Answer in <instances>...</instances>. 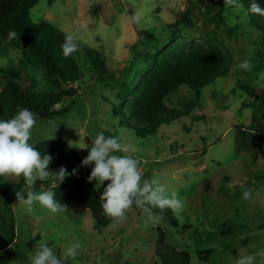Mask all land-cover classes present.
<instances>
[{
    "label": "rangeland",
    "instance_id": "rangeland-1",
    "mask_svg": "<svg viewBox=\"0 0 264 264\" xmlns=\"http://www.w3.org/2000/svg\"><path fill=\"white\" fill-rule=\"evenodd\" d=\"M203 1L204 5L194 7L189 26L184 21L177 25L189 7L188 0H39L31 12L33 23L47 21L78 36L84 75L68 114L49 120L36 116L30 143L60 137L68 144L71 141L84 159L89 150L76 147L90 144L99 132L118 136L141 162L143 177H158L169 192L178 193L185 207L175 226L163 219L148 224L134 206L124 223L100 229L90 211L76 200L68 202L63 213L52 214L38 203L28 212L16 201L15 192L25 187V182L18 186L22 176L5 177L7 184L0 187V264H29L38 241L54 248L58 257L79 242L77 256H65L64 264H162L156 254L160 231L167 234L170 244L191 254L190 264H236L247 255L255 257L254 264H264V145L255 142L250 130L254 99L242 88H264V59L257 57L258 32L249 25L242 7H225L222 2L208 12L205 5L214 0ZM136 12L143 14L140 25L129 19ZM175 30L181 36L173 39ZM144 31L155 38L144 40ZM206 33L215 36L229 54V73L202 89L189 115L167 120L155 134L141 138L132 128L121 127L112 112L119 92L116 83L147 70L146 54H154L155 48L160 52L175 42L188 46ZM87 48L104 55L112 79H98L84 59ZM21 58L19 50L10 48L0 55V64L20 67ZM244 59L251 61V71L236 68ZM26 74L34 79L31 91H54L41 68L27 65ZM3 83L0 75V90ZM24 84L31 81L25 79ZM193 97L192 90L181 86L169 95L167 104L182 110ZM70 102L67 98L55 108ZM260 105L264 110V103ZM92 167L94 164L83 166L82 179L101 195L110 181L99 188L96 181L89 182ZM38 184L37 192L51 190L55 175L37 179L35 186ZM242 188L251 190L250 200L242 199ZM8 198L10 206H6ZM12 240L8 247L2 246Z\"/></svg>",
    "mask_w": 264,
    "mask_h": 264
},
{
    "label": "trees",
    "instance_id": "trees-1",
    "mask_svg": "<svg viewBox=\"0 0 264 264\" xmlns=\"http://www.w3.org/2000/svg\"><path fill=\"white\" fill-rule=\"evenodd\" d=\"M190 2L189 7L182 13L180 21L192 26L193 9L196 5H204L203 0ZM224 0H214L210 5L206 4L208 12H214L217 5ZM243 5L242 13L247 17L248 23L258 32L257 46L260 60L264 59V16L248 11L251 3H257L264 9V0H238ZM39 3V0H0V55L4 56L10 48L19 50L22 54L21 66H2L0 75L4 83L0 90V119L12 118L19 108H27L41 120H49L55 116L66 115L74 106L75 96L78 93L83 71L79 63L81 53L74 52L65 57L61 45L66 33L54 24L41 21L33 23L31 12ZM221 22L224 20L220 17ZM174 27V26H170ZM14 30L17 37L7 41V33ZM144 40L154 39L149 31H144ZM181 36L180 30L172 32L171 38ZM153 53H147L145 64L147 70L135 72L131 79H122L116 83L119 87L117 102L113 103V116L118 119L121 127L132 128L136 135L145 138L155 134L160 125L167 120L178 119L189 115L191 105L200 100L204 87L213 84L219 77L226 76L230 70V56L221 42L213 35L206 33L196 37L188 46L180 42L159 52L156 48ZM84 59L93 68L100 81L112 79L109 73L104 55L93 49L87 48L83 53ZM31 65L42 69L46 81L54 91H31L34 79L27 74L23 75L25 67ZM31 81L25 85L24 80ZM139 79V82L136 80ZM78 87L74 88L73 85ZM68 85L69 88H65ZM181 86L188 87L194 92V100L186 103L182 110L170 107L168 97ZM246 93L254 99L252 123L250 130L255 137V142L264 145V110L260 103H264V88L254 89L249 85H242ZM71 102L62 109L55 107L65 99ZM259 103V105H257ZM243 136H248L245 130ZM250 135V134H249ZM41 155L48 154L53 157L48 171L57 172L61 166L67 169L69 175L63 182L55 176V186L51 188L55 192V198L62 204L76 200L88 209L98 228L109 226L112 221L104 215L101 207L100 194L92 183H86L82 179L81 155L60 137L54 139H42L33 143ZM73 169H78L76 175H71ZM7 184L5 177H0V187ZM24 184L23 176L18 186ZM36 185V189L40 188ZM12 200H6V206L12 205ZM154 212L160 213L156 208ZM128 214V213H127ZM163 221L170 225H177V216L165 209L162 213ZM166 233L160 231L156 246V254L162 264H190L191 254L179 249L168 242ZM12 241L4 242L2 246H9Z\"/></svg>",
    "mask_w": 264,
    "mask_h": 264
},
{
    "label": "clouds",
    "instance_id": "clouds-1",
    "mask_svg": "<svg viewBox=\"0 0 264 264\" xmlns=\"http://www.w3.org/2000/svg\"><path fill=\"white\" fill-rule=\"evenodd\" d=\"M225 7H243L238 0H224ZM253 14L264 16V9L257 3H251L248 8ZM143 14L134 13L129 19L136 25H140ZM17 37L14 30L7 33L6 42ZM78 36L66 34L61 45L63 55L68 57L78 50ZM252 63L244 59L236 65L242 71H251ZM37 126L35 114L27 108H19L17 113L8 120L0 119V177L23 176L25 187L22 191H16V201L24 206L28 212H33L34 205L38 203L42 208L52 214L63 213L67 206L55 198L52 190H35L37 179L44 181L55 175L59 183L69 175L63 166L57 172H49L48 168L53 159L51 155H41L40 151L30 143L33 130ZM49 137L48 140L53 139ZM71 146V141L69 142ZM78 149H88V155L81 161V166L94 164L88 181H96V187L110 181L100 196L101 207L104 215L112 221L110 227H116L124 223L127 213L136 208L140 209L146 217V223L158 224L161 222L163 210L170 209L177 217L184 210V201L173 190L169 192L167 187L160 183L158 177L145 179L140 170V161L130 152L129 146L120 142L118 136L106 137L99 132L91 140L90 144H84ZM119 153V154H117ZM78 169H73L71 175H76ZM250 189L242 188V199L250 200ZM159 208L158 214L153 210ZM81 247L79 242L70 245L60 257L54 248L46 243L37 242L35 251L29 256V264H64V257L77 256V250ZM255 257L251 255L240 257L236 264H254Z\"/></svg>",
    "mask_w": 264,
    "mask_h": 264
}]
</instances>
